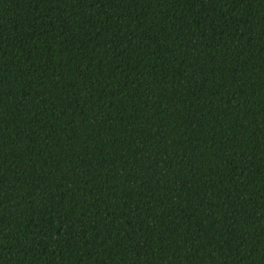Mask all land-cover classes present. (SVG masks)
Instances as JSON below:
<instances>
[{"label": "trees", "instance_id": "obj_1", "mask_svg": "<svg viewBox=\"0 0 264 264\" xmlns=\"http://www.w3.org/2000/svg\"><path fill=\"white\" fill-rule=\"evenodd\" d=\"M0 264H264V0H0Z\"/></svg>", "mask_w": 264, "mask_h": 264}]
</instances>
